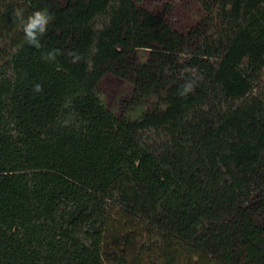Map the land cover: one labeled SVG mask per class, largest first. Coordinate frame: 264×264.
<instances>
[{
  "label": "trees",
  "instance_id": "16d2710c",
  "mask_svg": "<svg viewBox=\"0 0 264 264\" xmlns=\"http://www.w3.org/2000/svg\"><path fill=\"white\" fill-rule=\"evenodd\" d=\"M194 1L0 0V264H264V0Z\"/></svg>",
  "mask_w": 264,
  "mask_h": 264
},
{
  "label": "clouds",
  "instance_id": "9594fccd",
  "mask_svg": "<svg viewBox=\"0 0 264 264\" xmlns=\"http://www.w3.org/2000/svg\"><path fill=\"white\" fill-rule=\"evenodd\" d=\"M16 17L20 21V30L24 33V38L26 42L36 48L40 49L42 47L41 38L47 33L49 24L54 20V14L49 12L48 9H37L31 12L27 17L24 16L22 9H17L15 12ZM63 54L60 49H53L47 53L46 60L54 61L56 56ZM67 55L71 57L72 63H77L83 59V57L75 52L68 51ZM196 81L188 80L183 85H181L178 95L181 97H187L195 89ZM33 91L35 93H41L43 91L42 85L35 84L33 86ZM71 114H69L62 122V126H67L71 120Z\"/></svg>",
  "mask_w": 264,
  "mask_h": 264
},
{
  "label": "rangeland",
  "instance_id": "374dc122",
  "mask_svg": "<svg viewBox=\"0 0 264 264\" xmlns=\"http://www.w3.org/2000/svg\"><path fill=\"white\" fill-rule=\"evenodd\" d=\"M189 5L179 4L178 0H145L146 4L156 10H168L165 6L168 2L170 5H176L175 14L172 17L178 25L188 24L194 21L193 11L197 8L194 0H187ZM192 9V10H191ZM172 15V14H171ZM191 16V17H190ZM98 91L105 100L118 112L121 113L125 107V101L131 91V85L122 77L113 73H106L98 83Z\"/></svg>",
  "mask_w": 264,
  "mask_h": 264
}]
</instances>
